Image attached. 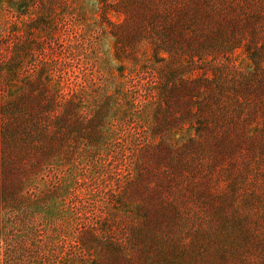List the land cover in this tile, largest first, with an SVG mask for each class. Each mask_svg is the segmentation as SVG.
Masks as SVG:
<instances>
[{
    "label": "rangeland",
    "instance_id": "obj_1",
    "mask_svg": "<svg viewBox=\"0 0 264 264\" xmlns=\"http://www.w3.org/2000/svg\"><path fill=\"white\" fill-rule=\"evenodd\" d=\"M0 264H264V0H0Z\"/></svg>",
    "mask_w": 264,
    "mask_h": 264
}]
</instances>
